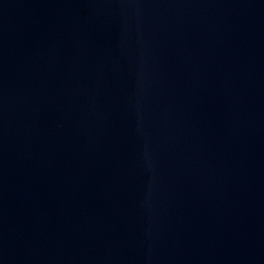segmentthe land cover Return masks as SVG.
<instances>
[{
	"label": "water",
	"instance_id": "water-1",
	"mask_svg": "<svg viewBox=\"0 0 264 264\" xmlns=\"http://www.w3.org/2000/svg\"><path fill=\"white\" fill-rule=\"evenodd\" d=\"M0 264H264V0H0Z\"/></svg>",
	"mask_w": 264,
	"mask_h": 264
}]
</instances>
